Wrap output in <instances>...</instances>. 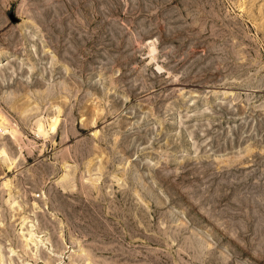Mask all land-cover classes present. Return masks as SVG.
Segmentation results:
<instances>
[{
    "label": "rangeland",
    "instance_id": "1",
    "mask_svg": "<svg viewBox=\"0 0 264 264\" xmlns=\"http://www.w3.org/2000/svg\"><path fill=\"white\" fill-rule=\"evenodd\" d=\"M0 111V264H264V0H0Z\"/></svg>",
    "mask_w": 264,
    "mask_h": 264
},
{
    "label": "bare ground",
    "instance_id": "2",
    "mask_svg": "<svg viewBox=\"0 0 264 264\" xmlns=\"http://www.w3.org/2000/svg\"><path fill=\"white\" fill-rule=\"evenodd\" d=\"M59 113L58 111L54 116L47 118H36L32 128L34 133L44 140L48 135L56 133L60 123ZM16 125L18 124H13L8 117L0 111V130L3 131L4 136H10V139L18 146L19 151L22 152V148L26 145L21 142V135ZM0 162L6 164L9 171L18 165V158H10L6 152L5 145L2 143H0Z\"/></svg>",
    "mask_w": 264,
    "mask_h": 264
}]
</instances>
